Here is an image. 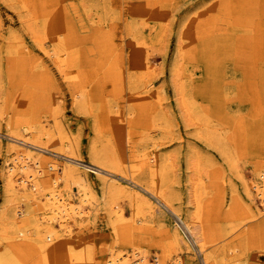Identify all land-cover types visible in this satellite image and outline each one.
Returning <instances> with one entry per match:
<instances>
[{
  "label": "rangeland",
  "instance_id": "374dc122",
  "mask_svg": "<svg viewBox=\"0 0 264 264\" xmlns=\"http://www.w3.org/2000/svg\"><path fill=\"white\" fill-rule=\"evenodd\" d=\"M16 139L59 166L30 164L43 190L10 193L25 213L19 230L0 226V248L15 263L69 264L58 255L91 247L100 264L136 251L150 264H264V0H0V211L8 171L24 175L14 144L41 150ZM65 143L93 198L71 235L60 219L49 234L36 218L66 191L47 179ZM92 150L111 172L88 166ZM173 211L196 220L201 246Z\"/></svg>",
  "mask_w": 264,
  "mask_h": 264
},
{
  "label": "bare ground",
  "instance_id": "6f19581e",
  "mask_svg": "<svg viewBox=\"0 0 264 264\" xmlns=\"http://www.w3.org/2000/svg\"><path fill=\"white\" fill-rule=\"evenodd\" d=\"M144 65H146L145 62H144ZM183 103L184 102L182 100V105H183ZM17 141H21L23 144L21 142H18V143H21L22 145H25V146L28 144L31 146H37L41 150H39L40 152H36L34 150H30L24 146L19 145V144H16V143L14 144V145H16L15 147H21V148L16 149L17 156L15 157V161L20 165L19 168L23 170L22 173L24 175H22L23 177H19L17 179H14L15 178L14 170H12V171L9 170L7 173V175H8L7 177L9 179V186L7 188L9 190L8 189H7L8 191L6 190L8 192V195H7L8 197L6 198L7 201L0 211V226L6 227L9 229L11 228V229H14L15 231L20 229V222H21L20 217H23L25 210L23 209V207L20 204H18L16 198L10 197V193H14L16 195V193L18 194V192H21V190L23 189L24 191H22L21 194L23 195V197H27L30 195L27 192V190L32 191L35 195L43 190L42 182L40 181L39 174H38L37 170H33L35 167L32 168L30 164H33L36 167L39 166L42 169V171H45L46 168H48L49 170L55 171L56 166H59V164L56 161L49 160V159L48 160L47 159L42 160L41 155H43V154H41V151L44 150L43 147L35 145V144H33L27 140L19 139ZM63 141H65V138ZM64 147H65L64 150L66 151L65 152L66 153L65 158H67L69 160L66 162L65 165L60 167V170H58L57 175L47 176V179L49 180V182L52 183V186H53L52 188H54V185H58L60 182H65L66 191L63 193L62 192L61 193L53 192V191L47 193L45 195V198L42 200V202L44 204L43 206H45V209H46L45 212L48 211V214H49V211H50L52 214L49 216L48 214L44 213L43 216H41V218H36L40 222L39 225L43 224L46 227V228L45 227L44 228L46 229L47 233H49V234H51L52 230H53L52 221L60 219L61 220L60 225L63 226L64 234L71 235L73 233V230H72V227L70 225V220L72 218H74V216L83 218V216L86 214L85 205L91 203V199L93 198V195L91 193V188H90L88 179L86 177V174L83 171H81V169H80L81 168L80 165L82 164L81 160L77 159L75 157V155L72 153L73 151H72L71 145L69 143H65ZM32 148H34V147H32ZM34 149H36V148H34ZM221 150H222V148H221ZM225 152H224V154H225ZM96 153L97 152L92 150V161L88 166L96 169L97 173H102L103 171L111 172L112 168L114 167V164L111 162L113 160L112 157L110 158L111 161H109L110 160L109 158H108L109 160L107 161L105 159L106 158L105 156L103 157L102 155H98V153L97 154ZM107 157H109V156H107ZM149 158H150V156H149ZM155 162H157V161H155ZM46 163L49 164L48 167H46ZM148 166L150 168H154L155 164L151 163V164H148ZM156 166H157V168H163L164 163L162 165L156 164ZM157 168L154 170L156 171ZM47 173H48V171H47ZM163 173H164V171H163ZM261 177L263 179L262 183L260 182L261 185L256 184L255 187L258 189V195L261 196V199L264 201V172L261 173ZM15 182L17 185L14 184ZM73 184L75 185L74 187H72ZM26 185H28L30 189H27L28 187L26 188ZM122 187L128 192V194L130 196H133V197H136L140 200H143V202H145L146 204H149V202L151 201V198H149L141 190L137 189L136 185H135V187L127 188L129 186L124 184ZM74 188H76L77 191H74ZM147 191H149V190H147ZM109 192L111 194L112 201H115V198L113 196V194H114L113 192H115V191L110 189ZM157 195H160L159 197L161 198V193L157 194ZM11 206H13V211L15 212L14 217H12L13 219H11V217L7 216V213H8L7 211L9 208H12ZM173 212L177 216V218L181 221L184 228L190 233V235L192 236L194 241L200 245L202 242V235L199 232L200 226L196 223V220H195V222H193V221L190 222L188 220L185 221L184 219H182L180 217V215L177 212H175V211H173ZM117 213H120V211H118ZM34 217H35V215H34ZM56 237H59V236L57 235ZM176 239L178 242L184 241L183 243H185L184 238L182 236H180L179 233L176 234ZM51 241L52 240H47L44 243L42 242L41 248L45 249V250L46 249L50 250V242ZM186 243H188V242H186ZM202 247H204V246H202ZM201 249H203V248H201ZM141 253H142V251H141ZM12 254L13 253L8 248L5 250H2L0 248V264H18V263H15L16 260L14 259ZM50 254H53V253L50 252ZM139 254H140V252H138V251L134 252L133 256L132 255L129 256L126 253H118V254L110 253L109 257H107L104 264H150L149 261L147 260L146 256L143 253H142V255L140 254V256H139ZM58 261L59 262H67L69 264H100V262H98V260H97L96 251L91 247H84L82 250H80L77 253H73V252L72 253L66 252L63 254L60 253L58 255Z\"/></svg>",
  "mask_w": 264,
  "mask_h": 264
}]
</instances>
